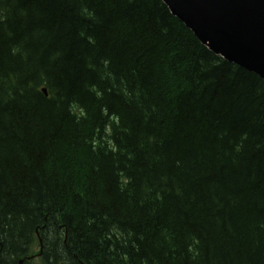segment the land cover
I'll return each instance as SVG.
<instances>
[{
    "label": "trees",
    "instance_id": "16d2710c",
    "mask_svg": "<svg viewBox=\"0 0 264 264\" xmlns=\"http://www.w3.org/2000/svg\"><path fill=\"white\" fill-rule=\"evenodd\" d=\"M0 264H264V79L162 0H0Z\"/></svg>",
    "mask_w": 264,
    "mask_h": 264
},
{
    "label": "water",
    "instance_id": "95a60500",
    "mask_svg": "<svg viewBox=\"0 0 264 264\" xmlns=\"http://www.w3.org/2000/svg\"><path fill=\"white\" fill-rule=\"evenodd\" d=\"M162 1L209 50L264 79V0Z\"/></svg>",
    "mask_w": 264,
    "mask_h": 264
}]
</instances>
